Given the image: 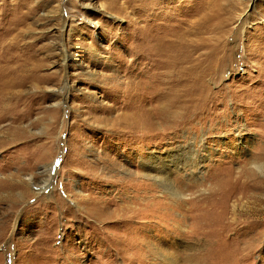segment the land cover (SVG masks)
<instances>
[{
  "label": "rangeland",
  "instance_id": "obj_1",
  "mask_svg": "<svg viewBox=\"0 0 264 264\" xmlns=\"http://www.w3.org/2000/svg\"><path fill=\"white\" fill-rule=\"evenodd\" d=\"M0 89V264H264V0H0Z\"/></svg>",
  "mask_w": 264,
  "mask_h": 264
},
{
  "label": "bare ground",
  "instance_id": "obj_2",
  "mask_svg": "<svg viewBox=\"0 0 264 264\" xmlns=\"http://www.w3.org/2000/svg\"><path fill=\"white\" fill-rule=\"evenodd\" d=\"M152 3H154V2L151 1V5H152ZM14 39H15V38H14ZM17 39H18V38H17ZM10 42H11V41H10ZM17 42H18V41H17ZM14 43H15V42H14ZM9 45H10V44H9ZM15 45H16V43L13 44V47L15 48V50H17V51H18V50H21V47H20V49H19V47H18V49H17V47H16ZM7 47H8V46H7ZM8 48H9V47H8ZM13 50H14V49H13ZM15 50H14V51H15ZM4 51H5V50H4ZM4 51H3V52H4ZM3 52H2V53H3ZM7 54H8V53H7ZM28 67H29V65H28ZM3 93H5V91H1V89H0V96L3 95ZM165 157H166V156H165ZM155 162H156V161H155ZM152 163H153V164H150V163H149L150 165H152V169H154V171H157V172L160 173V172H161V165H160L161 163H159V162H158V163H157V162L154 163V161H152ZM148 171H150V169H148ZM248 173H249V172H248ZM241 175H242V174H241ZM210 198H211V197H210ZM205 200H206V199H205ZM205 200H204V201H205ZM247 202H248V201H247ZM202 206H203V205H202ZM212 210H213V209H212ZM216 210H217V209H216ZM224 210H225V209H224ZM220 211H221V210H220ZM195 217H196V216H195ZM216 218H217V217H216ZM218 218H219V217H218ZM227 219H228V218H227ZM261 219H262V218H261ZM224 220H225V219H224ZM236 221H237V219H236ZM221 222H222V221H221ZM229 222H230V221H229ZM239 222H240V221H239ZM193 223H194V222H193ZM221 224H222V223H221ZM238 225H239V224H238ZM217 228H218V227H217ZM236 228H237V227H236ZM218 229H219V228H218ZM210 230H211V229H210ZM199 231H200V230H199ZM219 231H220V230H219ZM214 232H215V231H214ZM229 232H230V231H229ZM211 233H212V232H211ZM202 234H203V233H202Z\"/></svg>",
  "mask_w": 264,
  "mask_h": 264
}]
</instances>
